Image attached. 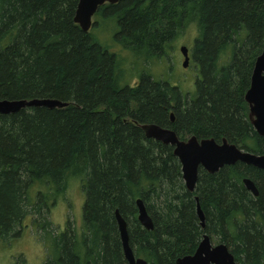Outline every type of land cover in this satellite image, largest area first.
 <instances>
[{"label": "trees", "instance_id": "16d2710c", "mask_svg": "<svg viewBox=\"0 0 264 264\" xmlns=\"http://www.w3.org/2000/svg\"><path fill=\"white\" fill-rule=\"evenodd\" d=\"M77 2L0 0V100L66 103L0 114V240L17 236L30 216L46 244L44 264H127L117 209L135 256L147 264H176L194 253L203 234L224 243L236 264H262L264 171L242 162L214 173L199 168L190 192L172 147L146 137L140 125L170 127L182 139L226 138L264 154V136L249 122L244 100L264 47V0L108 3L96 15L112 26L106 34L118 50L73 21ZM193 22L194 90L184 93L146 70L130 84L127 55L157 57L164 42ZM243 178L253 181L256 196ZM70 179H79L84 192L82 228L67 222L55 230L47 202L53 206ZM137 199L152 219L151 230L137 219Z\"/></svg>", "mask_w": 264, "mask_h": 264}, {"label": "water", "instance_id": "95a60500", "mask_svg": "<svg viewBox=\"0 0 264 264\" xmlns=\"http://www.w3.org/2000/svg\"><path fill=\"white\" fill-rule=\"evenodd\" d=\"M119 0H78L73 21L83 32H87L92 23V17L99 6L104 3L114 4ZM180 51L184 57L183 66H187V48L182 46ZM244 100L248 106V119L255 131L264 136V47L256 56L250 75L249 87L244 93ZM66 103L52 98L33 99H1L0 114H10L25 107L59 108ZM144 135L148 138L169 144L173 147V155L178 159L181 167L182 179L186 189L194 191L199 167L208 173H214L225 165L242 162L264 171V154L252 153L238 148L234 143L222 138L217 142L213 138L197 139L190 136L181 140L174 130L162 127L156 123L140 125ZM243 184L254 196L258 194L257 188L249 178H243ZM196 213L201 227H204V215L197 197ZM137 219L143 228L153 229V222L141 201H135ZM117 223L122 252L127 264H147L141 257H136L130 244L127 232V223L116 209L114 212ZM176 264H236L233 254L228 247L219 243L212 245L208 235L203 234L193 254L177 258ZM264 264V260L262 262Z\"/></svg>", "mask_w": 264, "mask_h": 264}, {"label": "rangeland", "instance_id": "374dc122", "mask_svg": "<svg viewBox=\"0 0 264 264\" xmlns=\"http://www.w3.org/2000/svg\"><path fill=\"white\" fill-rule=\"evenodd\" d=\"M103 19L100 15L93 17V25L90 29L91 33L98 34L100 41L104 44L110 45L112 50H118L117 45L109 44L112 40L111 35L106 34L111 30L112 26L109 23L101 21ZM103 29V30H102ZM197 29L195 23H190L180 33V36L175 40L174 53L171 57V64L168 70L166 66V58L153 57L149 60H134L131 55L125 58V67L130 71L129 82L133 84L136 80V74L146 70L148 73L153 74L156 78H161L171 84H177L183 89L184 93L187 90H193V81L197 76V69L191 58L186 68L182 65V54L178 50L180 45H185L189 48L192 46L193 40L197 37ZM227 54H223L221 59H225ZM163 74V75H162ZM34 189H41L47 192V188L41 185L34 186ZM34 189L32 190L31 202L34 201ZM58 200L51 206L49 210V219L54 226L55 230H63L66 223L69 222L76 230L82 228V207L84 203V192L81 189L79 179H70ZM32 219L38 216L31 214ZM31 217L27 216L22 221L21 231L17 236L11 237L10 240H0V264H44L47 255V248L45 242L40 237L41 232L31 222Z\"/></svg>", "mask_w": 264, "mask_h": 264}, {"label": "flooded vegetation", "instance_id": "af4514ba", "mask_svg": "<svg viewBox=\"0 0 264 264\" xmlns=\"http://www.w3.org/2000/svg\"><path fill=\"white\" fill-rule=\"evenodd\" d=\"M106 4H108V3H104V4H102L101 6H104V5H106ZM101 6H99L98 7V9L96 10V12L94 13V15H93V17H95V15H96V13L99 11V8L101 7ZM98 15H100L101 16V14L99 13ZM93 17H92V19H93ZM101 21H104V19H101ZM92 25H93V21H92V23H91V27H92ZM91 27H90V29H91ZM180 36V34H178V33H176V34H174V35H172V37H170V39H168L166 42H164V44H163V46H162V49H161V52H160V54H159V56L160 57H164V58H166L167 60H166V66H167V68H168V70H169V68L171 67L170 66V64H171V57H173V53H174V48H175V45H174V42H175V40H177V38ZM195 40V39H194ZM194 40H193V42H194ZM182 46H184V47H186L187 48V55H188V63H187V66H188V64H189V61H190V59L192 58V53H191V50H192V47H193V43H192V46H191V48H190V51H189V48L187 47V46H185V45H180L179 47H178V50L180 51V48L182 47ZM180 53H181V51H180ZM182 54V53H181ZM182 57H183V55H182ZM170 60V61H169ZM183 62H184V57H183V60H182V65H183ZM187 66H183L184 68H186ZM195 67H196V65H195ZM163 75V74H162ZM172 85H177V84H172ZM194 88H195V81H193V90H194ZM181 90L183 91V89L181 88ZM188 91V90H187ZM191 91H192V89H191ZM248 107V106H247ZM248 115V114H247ZM174 120H175V116H174V114H173V112H170L169 113V121L172 123V122H174ZM249 120V119H248ZM250 122V121H249ZM163 127H165V128H170V127H166V126H163ZM170 129H172V128H170ZM173 130V129H172ZM255 130V129H254ZM175 131V130H174ZM175 133H176V131H175ZM177 134V133H176ZM177 136L179 137V139H181V140H186V139H188L190 136H195L197 139H202V138H198L196 135H190V136H188V137H185L184 139H182V138H180V136L177 134ZM205 138H208V137H205ZM217 141V140H216ZM221 141V140H220ZM220 141H217V142H220ZM162 143V142H161ZM169 145V144H168ZM236 145V144H235ZM171 146V145H170ZM237 146V145H236ZM172 147V146H171ZM238 147V146H237ZM238 148H240V147H238ZM240 149H242V148H240ZM242 150H244V149H242ZM245 151H247V150H245ZM172 152H173V147H172ZM249 152H251V151H249ZM252 153H254V152H252ZM258 154V153H257ZM226 166H229V165H226ZM181 168V167H180ZM199 168H201V167H199ZM203 169V168H202ZM199 170V169H198ZM182 174V173H181ZM183 180V179H182ZM184 182V181H183ZM242 182H243V180H242ZM244 185V184H243ZM185 186V185H184ZM186 188V187H185ZM195 189V188H194ZM197 197V196H196ZM198 199V198H197ZM207 235V234H206ZM208 237L210 238V242H211V244L212 245H216V244H219V243H222V242H217V241H215V240H213L209 235H208ZM202 239V238H201ZM224 244V243H223ZM229 249V248H228ZM230 251V250H229ZM235 260V259H234ZM263 262V261H262Z\"/></svg>", "mask_w": 264, "mask_h": 264}, {"label": "bare ground", "instance_id": "6f19581e", "mask_svg": "<svg viewBox=\"0 0 264 264\" xmlns=\"http://www.w3.org/2000/svg\"><path fill=\"white\" fill-rule=\"evenodd\" d=\"M120 73V72H119Z\"/></svg>", "mask_w": 264, "mask_h": 264}]
</instances>
